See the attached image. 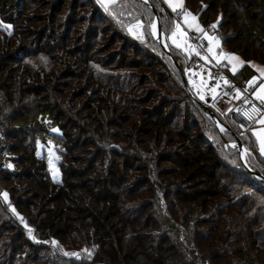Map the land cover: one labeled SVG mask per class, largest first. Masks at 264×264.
I'll return each mask as SVG.
<instances>
[{"label": "trees", "instance_id": "obj_1", "mask_svg": "<svg viewBox=\"0 0 264 264\" xmlns=\"http://www.w3.org/2000/svg\"><path fill=\"white\" fill-rule=\"evenodd\" d=\"M21 1V5L24 6L25 0ZM49 1L56 6L62 3L61 0ZM151 1L158 9L161 18V28L164 35H167L164 30L169 26L162 19L167 21L168 24V21H173L174 18L169 14L170 10L161 3V0ZM186 1L187 3L191 2V0ZM236 1L201 0L199 1L198 10L201 7L200 13L206 12L203 14L205 16L204 23L211 22L210 18L216 13L222 18V22L215 32L216 34L220 32V36L223 38L222 48L225 51L239 53L245 62L255 60L264 64V0H242L243 2L239 0V6ZM138 2L142 5L141 0H138ZM81 3H83L81 7L92 5L94 9L98 8L103 11L96 5L95 0H81ZM205 3L206 6L202 8ZM135 4H137V0H117V4L112 8V11L116 13H124L123 16L119 17V19L124 21L123 27L117 23L116 19H113L112 16L105 12L103 17L104 20L108 21V28L112 30L113 36L123 39L122 48L130 52L133 57L141 59L134 63L136 67L144 68V77H146L148 82L151 81L152 84L149 86L147 84L146 87L139 80L142 78L140 76L141 73L134 72V66L129 65L130 63L126 64L130 69L123 68L124 64L119 66L118 61L108 65V62L96 57L93 61L91 59L88 64V54L99 55V46L94 48V44L88 45L85 43V47L88 48L86 50L87 57L83 58L84 61L82 62L80 61L81 58L72 52V48L69 49L66 42L62 43L60 40L55 43H49V46L54 44L55 50L49 52L48 56L51 58V62L44 71L46 69L50 70L46 73L40 72L41 74L38 77L37 75L34 77L36 79L34 81L32 74L23 72L30 71L27 67L26 70L24 64L27 62V58L34 57V47L37 45V41L47 35L48 24L46 20L48 19V13L42 12L40 16L35 13L30 17L24 16L22 13L20 19H22L23 26L24 23H29L28 28L14 30L15 24L18 23L16 16L20 9L15 10V6H10L8 2L3 3L0 1V12L7 18L4 23L13 25L11 35L7 31L6 36L0 33V39H3L0 40V59H4L0 65V73L4 75L3 80L6 78L16 79L20 83L17 88L18 93L28 91L23 87L36 86L44 89L47 88L46 84H50V86H47L49 87L48 91L51 92L55 91L56 85L59 86L60 78H66L70 75H65L66 69L74 65H86L81 81L77 83L85 85L84 89H88V93H84L86 99H90L91 92L98 93L100 96L94 98L98 100V103H94L95 107L90 109L91 112L87 111V114H85V117H88L91 121L89 123L91 125L85 122H82L81 125L92 128L94 135L101 136L102 133H105L101 129L106 125L111 127L114 124L108 119L106 121L103 119L106 114H114L116 111H121L125 114L124 116H131L132 111H139L140 115L146 114L145 118L147 120L144 123H146L148 129L144 134L145 137L148 134V136L156 138L155 141H157L154 146L150 145L148 151L145 148L139 150V144L142 145L143 143L139 140L142 136L140 135L141 130H134L133 128H127V131H129L128 135H126V131L121 134L118 130H114L109 134L105 133L107 137L103 136L101 139L96 137L92 140L91 145H96L98 151L101 150V147L98 146L100 140L105 139L106 141L111 140L118 143L119 146H115L117 150L110 151V154L113 153L114 158L120 160L117 162L110 160L102 172L98 168L97 171L93 169L96 168L95 163L97 162L91 159L87 161L85 168L78 170L79 173L74 176L69 174L68 177L64 175L67 173L68 168L65 167L62 172L64 176L62 184H59V182L52 183L53 185H59L60 188L51 189H56L57 195L61 196L62 211L63 209L67 210L74 202H77L81 205H79L81 207L80 210L86 212L90 208H86L83 204L86 202V205H89V200L94 201L89 206L91 207L94 204V208L97 206L101 208L97 215V220L102 225L103 231L98 232L104 241H107L106 236L114 227L112 220H116V224L120 223L121 227L122 224L135 225L136 220L140 223V217L146 207L141 206L139 208L135 206L136 202L129 201L125 197L128 196L130 198L142 192L143 190H140V187L143 188L144 185L132 187L133 183L136 185L138 181H144V184L149 188H160L167 197L174 195L175 199L174 201L171 199V205L176 206V208L172 211V217L162 219V223L165 226H161L160 245L154 247L153 254L144 256L148 260V264H186L184 259L187 260V257L192 261L191 264H197L198 262L199 264H264V180L255 177L244 167L235 145L230 146L225 143L226 141H234L233 136L227 130L221 131L202 108L186 94L179 71L170 57L150 34V22L153 18L149 21L145 19L143 21L144 13L134 9ZM122 5H127V7H122ZM38 7L39 5L35 8L37 9ZM142 7L144 11L148 9L147 4L142 5ZM28 8L26 7L25 9L28 10ZM160 9H163V11ZM11 11H13V15L9 18L8 14ZM129 12L132 16H138L143 23L148 25V27L143 29L146 35L141 39H137L127 31V24L134 21L128 15ZM38 22H42L43 25L36 28L35 24ZM225 29H230L227 31V36ZM20 30H22L21 33L18 32ZM42 30H44V37ZM16 32H18V36L14 34ZM29 32L40 33L42 37H39L37 41H34L35 38L30 41L31 38H26L29 37ZM168 45L183 70L192 65L196 58L195 55L189 56L183 49H177L171 42H168ZM28 49H31L30 54L27 52ZM17 50L20 54L24 53L25 50V53L20 58H16ZM9 59L10 62H8ZM55 62L60 65L59 68H57L58 65ZM80 62L82 63L80 64ZM8 63H12V67L8 68ZM33 66L35 67V65ZM167 70L168 72L166 73L165 71ZM248 70L249 64L245 63L241 66L239 72L244 71L246 73ZM160 71L165 74L162 78H160L162 76L159 73ZM244 73H242V76ZM120 75L125 77L120 79ZM155 75H157L158 80L168 82V85L163 83V86H160L161 81L156 80ZM26 76L31 77L33 84H29L30 80H27ZM236 76H239V73ZM93 80L96 81L92 82ZM130 80L132 85L129 89L128 82ZM242 80L243 78H239L236 81L242 84L244 82ZM122 81L126 82L122 83ZM105 83L106 87L103 86ZM69 85L71 84H68L67 87ZM172 86L174 88L178 86L177 90H180V86L183 88L184 94L181 100L178 99L180 91H171L170 88ZM12 92L6 93L12 95ZM14 92H17V90ZM136 92L142 93L144 96L134 95ZM62 93L59 90L56 95L59 96V100L65 99L64 104L67 102L73 103V98L79 96H70L69 94L66 96ZM175 97L178 98L175 99ZM1 101L2 96H0V103ZM121 101L124 102L122 109L117 107ZM91 103L93 102L91 101ZM103 103L105 104L104 107ZM110 104L114 106L111 107ZM86 108L87 106L83 107L84 110ZM175 112H183L184 116L174 118ZM92 113H99L103 118H100V120L97 118L93 119L92 115L94 114ZM191 118L193 119L192 122L189 121ZM80 119L83 120V116ZM202 119L205 120L203 125L201 123ZM221 120L239 135L244 147L248 150L245 153L247 166L264 177V157L258 151L250 129L244 132L240 131L228 115L221 118ZM170 132H172V136ZM161 138L162 141L160 142ZM233 157H238L240 162H237V158H235L237 159L236 161L233 160ZM131 159L134 162L130 163ZM61 162L59 161V166H64ZM101 162L99 161L100 164ZM1 170L4 171L6 169L3 167ZM94 170L96 174L93 177L87 176L89 172ZM72 176L76 181L70 183L68 178ZM124 176L125 180H127L125 185L131 186V189L127 186L118 188V183L123 180ZM90 182H94V186H99L100 192H95L91 189L93 187L89 186ZM188 183L198 184L199 186L189 188L186 186ZM112 187L115 189L114 191ZM188 188L191 190H187ZM8 192L11 194L10 199L12 200V190H8ZM9 214L11 218L12 212L9 211ZM156 217L154 210H151L145 216L144 222H157L158 219ZM51 220L52 222L49 224L47 222L42 223L41 228L43 229H41L39 224L37 225L27 217V221L32 225L29 229H32L31 234L38 240L37 243L29 240L26 234L27 231L19 222L15 225L21 229L24 235H21L17 229H10L11 226L6 227L8 225H5L4 229L0 230V264L36 263L35 258H38V255L34 254L33 259H29L28 254L31 253V250L28 244L31 247L41 246L43 248L45 244L40 243L59 237L58 233L52 235L48 232V229L53 227L54 215H52ZM109 224L112 227H105ZM144 227H148V224ZM8 230H15L16 234L12 235ZM175 230H177V233L174 234ZM142 233H149L150 235L151 232L148 231V228H144V231H141L140 234ZM180 237L182 238L180 239ZM51 250L50 255L46 257L53 260L54 255L56 256V251L54 249ZM19 259L23 263H20ZM111 263L106 260L101 262V264Z\"/></svg>", "mask_w": 264, "mask_h": 264}, {"label": "rangeland", "instance_id": "obj_2", "mask_svg": "<svg viewBox=\"0 0 264 264\" xmlns=\"http://www.w3.org/2000/svg\"><path fill=\"white\" fill-rule=\"evenodd\" d=\"M0 1H2L3 3L8 2L10 6H15V10L20 9L16 16V21H18V23L15 24L14 30L21 28L22 30H24L28 28L29 23L28 22L24 23L23 26L22 19H20L22 13L24 16H29V17L33 16V14L35 13H37L39 16L42 12L48 13L47 14L48 19L46 20L48 24L47 35L44 37V33H43L44 30H42L44 38L38 40L39 37H42V34L37 32H29L28 33L29 37H26V38H31L30 41L31 40L33 41L34 38H35L34 41L38 40L37 45L34 47V52H35L34 57L27 58L26 59L27 62H25L24 64L25 68L27 67L30 71H28L27 68H26L27 71H23V72H28V74H32L33 78L36 75L38 77V75L41 74L40 72L46 73L48 72V70H50V69H46V71H44L45 68L48 67V65L51 62V58H49L48 56L49 52H53L55 50L54 44H52V46H49V43H55L57 40H60L62 43L66 42V45L69 46V49L72 48L73 50L72 52L76 54L79 58H81L80 61L82 62L84 61L83 58L87 57L86 50L88 48L85 47V43H87L88 45L94 44L93 45L94 48L99 46L100 48L99 55L88 54V64L91 62V59L93 61L96 57L104 62H108V65L112 64L114 61H118L119 66L124 64L123 68L125 67L129 68L126 66V64L130 63L129 65L134 66L133 68L134 72L141 73L140 76L142 78H140L139 80L142 85L146 87L147 84L148 86L152 84L151 81L148 82L146 77H144V72H145L144 68L143 67L139 68L135 66L134 62L138 61L139 58L133 57L130 52L122 48V44H124V42L122 41L123 39H119L118 36L117 37L113 36L111 32L112 30L108 28V23H107L108 21L104 20L103 17L104 11L98 8L94 9L92 5L81 7V5L83 4L81 3V0H61L62 3L58 6L51 3L49 0H25L24 6L21 5L22 4L21 0H0ZM199 1L201 0H191V2L187 3V1L185 0V8L191 11L193 14H195L198 18V23L206 29L207 24L209 22L208 23L203 22L205 17L203 14L206 12L201 14L200 13L201 7L200 10H198V6L200 4ZM236 3H238L237 4L238 6L240 5L239 0H237ZM38 5L39 7L36 9L35 7ZM205 6L206 3L205 5L202 6V8ZM26 7L27 8L29 7L28 10L25 9ZM133 8L136 9L137 11L140 10L141 12L144 13L142 17L143 21L144 19L146 21H149L152 18L154 19L153 12L151 14L152 11L151 8L148 6V9H145L144 11L142 5L138 2V0H137V4H135ZM167 9L170 10L168 7ZM169 14H171V10ZM12 15H13V11H11L8 14V17L11 18ZM218 16L220 15L217 13L214 14L210 18L211 20L210 23L213 24L217 20ZM6 20H7L6 16L0 12V21L6 22ZM174 20H176V18H174L173 21ZM162 21L167 26H169L168 28H170V29L165 28L164 31L166 32L167 35H171V31L174 28L173 21H168V24L167 21H164V19H162ZM133 22H135V20ZM133 22H129V23H133ZM42 25H43L42 22L41 23L38 22L37 24H35L36 28ZM22 30L18 32L21 33ZM225 30L227 36L228 35L227 31L230 29H225ZM127 31H128V27H127ZM18 32L14 34L16 35ZM190 32L196 33L194 30L189 31V33ZM209 32L211 33V31ZM0 33L1 35L6 36L5 30L0 29ZM218 35L220 36V32ZM112 40L114 41L112 42ZM166 42L168 44V42H171V40H167ZM164 43H165V36H164ZM157 44L160 45L159 42H157ZM30 51L31 49L27 50L28 54L31 53ZM223 51L227 53H233V52L225 51L224 49ZM24 53L20 54V52L17 50L16 58H20ZM236 55L241 58L239 54ZM30 60L31 62H29ZM3 61L4 59H0V65L2 64ZM8 62H10V59L8 60ZM82 62H80V64ZM251 62L259 67H264V65L261 63H257L255 61H251ZM55 64L57 63L55 62ZM33 65H35V67ZM93 66H95V64H93ZM7 67L8 68L12 67V63L11 64L8 63ZM59 67L60 65L57 66V68ZM249 67L251 69L254 68L250 64ZM85 68L86 65L81 64L80 66L74 65L71 68L66 69L65 71L67 72L65 75L68 74L70 75H68L66 78L63 77L60 78L61 84L59 83V86L56 85L55 91H51V92L48 91L49 87L47 86V85L50 86V84H46L45 86L47 88L44 89L38 88L36 86L23 87V85L21 84V86L28 91L23 93H18L17 88L20 85V83L16 79H12V78H6L3 80L2 78H4V75L3 73H0V96H2V101L0 103V167L1 168L4 167L6 169L2 171L0 168V192L6 191L9 194L7 201H5V199H3L1 196L0 230L4 229L5 225H8L6 227L11 226L10 229L15 228L20 232L21 235H24L21 229L17 225H15L17 222H19L22 225V227H24L25 230L27 231L26 234L29 240H31L34 243H37L38 240L35 239L34 236L31 234V232H29L28 230L32 225L27 221V217H29L31 221L35 222L37 225L39 224L40 226L39 228H41L42 223H46V222L48 224L51 223L52 215H54V222L52 223L53 227L48 229V232L49 234L52 235L54 233H58L60 238L56 237L49 240H45L44 242L40 243V244H45L43 248L41 246L31 247L30 244H28L31 250V253L28 254L29 259L31 258L33 259L34 254L38 255V258H35L36 263L29 262L30 264H40V263L41 264H90V263L101 264V262H104L105 260L107 262L108 261L112 262L111 264H148L149 262L144 256H147L151 253L153 254L154 247L160 245L159 241L162 232L161 226H165L162 223V219H168L172 217V213H173L172 211H174V209L176 208V206L171 205L172 202L171 199L173 201L175 199L174 195L167 197L162 193L160 188H154V187L149 188L147 185L144 184V181L142 182L138 181L136 185H134L133 183L131 185L132 187L137 185L138 186L144 185L143 188L140 187V190H143L142 192L137 193L136 195L130 198H128L127 195H126L127 197H125L129 201L136 202L137 204L135 206L139 208L141 206L146 207V210L143 212V214L140 217L141 218L139 221L140 223H138V221L136 220L135 225L122 224L121 227L120 223L116 224L115 223L116 220H112L113 222L112 225H114V227L112 231H110V233L106 236L107 241H104V239L101 237L100 233L98 232V231H103L102 225L97 220V215L101 208H99V206L94 208L93 207L94 204H92L91 207L89 206L91 203H94V201L89 200L90 201L89 205H86V202L85 204H83L86 208H90V210L86 212L80 210L81 205L78 204L77 202H74L72 206H70L67 210L63 209L62 211L63 205L62 202H60L61 196L57 195L58 192L56 191V189L55 190L51 189V188H60L59 185H53L52 183L59 182L60 184L63 181L64 176L62 175V172H63V168L65 167L66 168L68 167L67 173L66 174L63 173V174L68 177L69 174L74 176L76 175V173H79L78 170H82L83 168H85L86 166L85 164H87V161L91 159H93L94 162H97L95 163L96 168L93 169H96L97 171L98 168L102 172L105 169L107 163L110 162V160L112 161L115 160V162L120 160L118 158L116 160L113 156V153L110 154V151L117 150L115 146H119L118 143L111 140L108 141H106L105 139L100 140V142L98 143V146L101 147L100 151H98L96 145H91L92 140L94 138L98 137L99 139H101L103 138V136H106L105 133L109 134L114 130H118L121 134H123V132L126 131L127 133L126 135H128L129 131H127V128L128 129L133 128L134 130L140 129L141 130L140 135L142 136L139 138V140L143 143L142 145L139 144L140 146L138 147L139 150H142L141 148H145L146 151H148L150 145L154 146V144L157 143V141H155L156 138L154 139L153 137L148 136V134L147 137H145L144 134L147 132L146 130L148 129L146 127V123H144L147 120L145 118L146 114L140 115L138 113L139 111H132L131 116H124L125 114H123L121 111H116L114 114H106L105 117L107 118L105 117L103 118V116H101L99 113H95V114L92 113L94 114L92 115L93 119L97 118L100 120V118H103L105 121L108 119L110 122L114 123L113 126L111 127L110 125H106L103 129H101L103 130V132H105L102 133L101 136L94 135L92 128H87V126L81 125L82 122L91 125L89 124L91 121L88 119V117H85V114H87V111H90L92 107H95L94 103H98L97 102L98 100L94 98H98L100 96L98 93L96 94L91 92L90 99H86L85 94L88 93V89H84L85 85H81L77 83L81 81L82 73L85 71ZM237 68H238L237 73H239V76L242 73H244V71L239 72V69L241 68L240 65H237ZM165 72L167 73L168 70ZM228 72L232 78L238 81L240 77L236 76L237 74L236 75L232 74L231 65H230V70H228ZM249 72H251V70L247 71V74ZM159 73L160 75H162L160 76V78L164 77L165 75L164 73H162L161 71ZM123 77L125 76L120 75V79H122ZM154 77L156 80H158L157 75H155ZM25 78L27 80H30L29 84H33L31 82V77L26 76ZM35 80L36 79L34 78V81ZM94 81L96 80H93L92 82ZM158 81L160 82L161 80ZM125 82L126 81H122V83ZM160 83H161L160 86H163V83L168 85V82L164 80H162ZM68 84L71 85L67 87ZM128 84L130 89L132 85V81L130 80ZM103 86L106 87L107 86L106 83ZM139 87L141 88L140 85ZM170 89L173 92L180 91L179 98L175 97V99L178 98L179 100H181V98H183L184 92L181 86H180V90H177L178 86H176V88L172 86ZM15 90H17V92H14ZM59 90H61L63 92L62 94L66 96L68 94L70 96L72 95L74 96L79 95V96L77 98H73V103L67 102L66 104H64L65 99L59 100L60 99L59 96L56 95V93ZM9 91H13L12 95L6 93ZM119 92H121V90H119ZM186 94L191 99V96L187 92ZM134 95L139 97L144 96L142 95V93H138V92L134 93ZM86 101L88 102L85 103ZM91 101L93 103H91ZM237 102L238 100H236L235 103ZM123 104L124 102L121 101L119 102L117 107L122 109ZM104 105L105 104L103 103V107ZM86 106L87 108L84 110L83 107ZM112 106L114 105H111V107ZM139 106H144V105H139ZM82 116H83V120L80 119ZM177 116L183 117L184 113L175 112L174 118ZM192 120L193 119L191 118L189 121L192 122ZM204 121H205L204 119L201 120L202 125ZM102 122L104 121L102 120ZM213 122L215 124L214 120ZM54 128L59 129V132H53L52 129ZM254 128H255V124H253L250 128L251 133ZM262 130L263 131L261 135H264V126ZM170 135L172 136V132H170ZM38 140L40 141L41 144L40 148L37 147ZM161 141L162 138L160 139V142ZM49 142H51V144ZM49 148H52L54 155L59 157V160L53 161L54 167L57 170L55 179H53V172L52 170H50L48 164ZM258 151L264 157V154L261 153V150L259 149ZM38 152L39 155H37ZM61 155L63 156L61 157ZM235 158H237L238 160ZM235 158L233 157V160L235 161L237 160V162H240L238 157ZM59 161H62L61 164H64V166L62 165L59 166L60 165ZM99 161H102L101 164L99 163ZM89 162L92 163L91 161ZM131 162L134 161H132L131 159L130 163ZM9 164L12 165L11 168L8 167ZM95 174L96 172L94 170L92 172H89L87 176L93 177ZM73 176L68 178L70 183L76 181V179ZM126 181L127 180H125V176H124L123 180L119 181L118 188H120V186L122 187L127 186L130 187L131 189V186L125 185ZM93 183L94 182L89 183V186L93 187L91 189H93L95 192H100V190L98 189L99 186H94ZM186 186L189 188H195L198 187L199 185L188 183ZM189 188L187 190H191ZM8 190H12V194H13L12 200L10 199L11 194L8 192ZM112 190L114 191L115 189H113L112 187ZM128 204L133 205L132 203H128ZM168 206H170V208H168ZM12 208H15L16 211L15 212L11 211ZM151 210H154V212L156 213L157 215L156 218L158 219L157 222L156 221L154 223L144 222L145 216H147L151 212ZM9 211L12 212L11 218L9 216L10 215ZM17 213L19 214V216H22L24 218L23 221L19 219ZM146 224H148V227H144ZM25 225H27V227H25ZM112 225L109 224L106 225L105 227L108 226L112 227ZM144 228H148V231L151 232L150 235L149 233L140 234L141 231H144ZM8 231H10L12 235L16 234L15 230H8ZM173 233L174 234L177 233V230H175ZM181 238L182 237H180V239ZM52 240L58 241L60 247H56L52 245L51 244ZM51 249H54L56 251V256L54 255L53 260L51 258L48 259L46 257L50 255L52 251ZM84 249H88L91 255L85 253L83 251ZM64 251L79 252L80 258L77 259L74 257L65 256L63 254ZM144 251H148V252H144ZM187 258H188L187 260L184 259V262L186 264H191L192 261L189 259V257ZM198 261L200 260L198 259ZM19 262L23 263L21 259H19ZM197 264H199V262Z\"/></svg>", "mask_w": 264, "mask_h": 264}, {"label": "snow or ice", "instance_id": "obj_3", "mask_svg": "<svg viewBox=\"0 0 264 264\" xmlns=\"http://www.w3.org/2000/svg\"><path fill=\"white\" fill-rule=\"evenodd\" d=\"M95 3L101 9H103L105 13H107L109 16H112L113 19H116L117 23L121 24L122 27L124 26V21L119 19V17L123 16L124 13H116L112 11V8L117 4V0H95ZM141 3L142 5L149 4V0H141ZM162 3L166 5L171 10V12L178 17V19L173 21L174 28L171 31V35H165V47H168L166 41L171 40L172 44L175 45L177 49H183L189 56H197L200 60L204 61L205 64H211L214 61L216 66H220L223 61L227 60V63L231 65V72L233 75L237 74V65L242 66L245 63H248L252 67L256 68V70L260 74L259 77L253 76L246 82V87L244 89H240L236 88L235 85L231 84L226 77H216L211 71H208L207 73V80L203 78L201 73L193 72V79L190 81V83H193V86L196 88V94L198 95L199 99L201 101H205L208 92H210L214 101L213 107H215V101L220 96L230 97L232 99L242 101V103L228 109L229 114H235L237 116H240V109L252 103V98L254 97L256 101H259L260 110H262V115L259 119H257L252 116H247V114L245 113L244 117H246L252 123H260L264 125V82L259 83L258 87H255V90L253 91V87L257 84V81L264 80V67H259L253 64L251 61L245 62L236 54L227 53L223 51V38L215 32V30L218 29L219 25L222 22V18L220 16L217 17V20L213 24L208 26L210 29L213 30L210 33L207 29H205L198 23L197 16L185 8V0H162ZM122 7H127V5H122ZM160 10L163 11V9ZM128 15L131 16L133 20H135V23H129L127 25L129 34L135 36L137 39H141L144 35H146V33L142 30L148 27V25L143 23V21L138 16H132L130 12L128 13ZM158 23L159 18L151 22L150 34L153 37L163 35L159 32ZM12 28L13 25L6 24L3 21H0V29L7 31L9 35L12 34ZM193 30L198 34L195 39L207 42V48L204 55H201L200 51L197 50L198 45L189 43V41L193 39V37L189 35V31ZM200 67L202 68L203 66ZM197 75H201V79L198 85L195 84L194 80L195 76ZM221 88H226L228 90L224 92L218 91ZM233 122L235 123V121ZM240 127H244V125H240ZM52 131L59 132V129L54 128L52 129ZM221 131H224V129L222 128ZM257 135L258 139L260 140L261 153L264 154V135ZM49 143L51 144V142ZM37 147H41L39 140L37 141ZM37 155H39V152L37 153ZM54 160H59V157L54 155L52 148H49L48 164L50 170H52L53 172V179L56 178L57 171L53 164ZM8 167L11 168L12 165L9 164ZM8 195L9 194L6 191L0 192V196H2L5 201L8 200ZM11 211L15 212L16 210L15 208H12ZM17 215L19 216L18 213ZM19 219L23 221L24 218L22 216H19ZM25 227H27V225H25ZM29 232H31V229H29ZM51 244L56 247H60L59 242L56 240H52ZM83 251L88 255H91L88 249H84ZM63 254L68 257H74L77 259L80 258L79 252L64 251Z\"/></svg>", "mask_w": 264, "mask_h": 264}, {"label": "built area", "instance_id": "obj_4", "mask_svg": "<svg viewBox=\"0 0 264 264\" xmlns=\"http://www.w3.org/2000/svg\"><path fill=\"white\" fill-rule=\"evenodd\" d=\"M179 11V10H178ZM172 13V12H171ZM172 16L176 19H178V17L172 13ZM211 25V23L209 22L207 24V30L208 31H213L212 29H210L208 26ZM216 31V30H215ZM189 35L191 37H193L192 40L189 41V43H192L194 45H198V51H200L201 55L205 54L206 48H207V42L203 41V40H197L195 39V37L198 35L197 33L194 32H190ZM200 66H203L202 68ZM189 70H191V72H196V73H201V75L203 76V78L205 80L208 79L207 73L208 71H211L212 73H214V75L216 77H226L229 82L233 85H235L236 88H240V89H244L246 87V82H243L242 84L238 83L236 80H234L228 70H230V65L226 62L223 61L222 64L220 66H216L215 62L213 61L211 64H205L204 61L200 60L197 56L195 58V60L193 61L192 65L188 68ZM201 75H197L195 76L194 80H195V84L198 85L201 79ZM191 80L193 79L192 75L190 76ZM260 80L257 81V83ZM222 83V81H221ZM256 86V85H255ZM254 86V87H255ZM191 92L198 96L196 94V88L193 86V83H191ZM253 87V88H254ZM228 89L226 88H221L218 91L220 92H224L227 91ZM234 91V89H233ZM253 102L242 107L240 109V116H237L235 114H227V110L229 108H232L240 103H242V101H238L237 103L235 99H232L230 97H225V96H220L216 101H215V107H213V98L210 92H208V95L206 96V104L208 107H210L218 116V118L221 120V118L225 117L226 115H228L230 117V119L232 121H235V124L237 125V127L240 129V131L244 132L248 129L251 128V126L255 123L250 122L246 117H244V114L246 113L247 116H252L255 117L257 119H259L262 115V110H260V105H259V101H256L255 98H252ZM222 121V120H221ZM240 125H244V127H240ZM223 127H221L220 129H222ZM224 129V128H223ZM225 130V129H224ZM232 146L234 145V142L230 143Z\"/></svg>", "mask_w": 264, "mask_h": 264}, {"label": "water", "instance_id": "obj_5", "mask_svg": "<svg viewBox=\"0 0 264 264\" xmlns=\"http://www.w3.org/2000/svg\"><path fill=\"white\" fill-rule=\"evenodd\" d=\"M151 10L153 11V14H154V19L153 20H156L157 18H159V23H158V29H159V32L163 34V31H162V28H161V24H160V16H159V13L157 11V9L155 8V6L152 4L151 0H149V4H147ZM155 40L157 42H159L161 48L163 49V51H165L168 56L172 59L174 65L176 66V68L179 70L180 74L182 75V78H183V85H184V88L186 90V92L191 96V99L192 101H194L196 104H198L202 110L205 112L206 115H208L212 120L215 121V125L220 129L221 127H223L225 130H227L234 138V145L236 146L237 148V151H238V154H239V158L241 160V162L243 163L244 167L252 174L254 175L255 177L257 178H262L264 180V177L260 174H257L256 172L252 171L246 164L245 162V152H246V148L244 147L242 141L240 140L239 138V135L229 126L225 125L219 118L218 116L214 113V111L208 107L205 103H203L201 100L197 99L196 97H194L190 91L188 90V87H187V82H186V79L184 77V74L182 72V69L178 63V61L175 59V57L172 55V53L170 52L169 48L168 47H165L164 46V34L163 35H159L158 37H154ZM228 111V110H227ZM226 144L232 146L230 144V142L226 141L225 142ZM233 145V146H234Z\"/></svg>", "mask_w": 264, "mask_h": 264}, {"label": "crops", "instance_id": "obj_6", "mask_svg": "<svg viewBox=\"0 0 264 264\" xmlns=\"http://www.w3.org/2000/svg\"><path fill=\"white\" fill-rule=\"evenodd\" d=\"M172 14V13H171ZM133 23H135V22H133ZM229 52H231V51H229ZM233 53H236V52H233ZM236 54H239V53H236ZM240 55V54H239ZM242 58V57H241ZM243 60V59H242ZM226 61V60H225ZM244 61V60H243ZM250 61H255V60H250ZM227 62V61H226ZM255 62H257V61H255ZM257 63H261V62H257ZM261 64H263V63H261ZM264 65V64H263ZM249 70H251V72H249L248 74H247V72L246 73H244L243 74V76H242V74H241V76H239L240 78H243V80L242 81H244V82H247L249 79H251L253 76H257V77H259V72L256 70V68H253V69H251L250 67H249ZM248 70V71H249ZM234 79V78H233ZM235 80V79H234ZM261 82H264V80H260L257 84H256V86L255 87H258V85H259V83H261ZM255 87L253 88V90L255 89ZM254 98V97H253ZM263 126L264 125H262V124H260V123H255V128L253 129V131H252V133H253V136H254V140H255V144L257 145V149L259 150H261V147H260V140L258 139V135L257 134H262V129H263ZM248 150L246 149V152H247Z\"/></svg>", "mask_w": 264, "mask_h": 264}, {"label": "bare ground", "instance_id": "obj_7", "mask_svg": "<svg viewBox=\"0 0 264 264\" xmlns=\"http://www.w3.org/2000/svg\"><path fill=\"white\" fill-rule=\"evenodd\" d=\"M163 31V30H162ZM163 34H164V32H163ZM165 36V35H164ZM170 50V49H169ZM171 52V51H170ZM180 65V64H179ZM182 69V68H181ZM178 70V69H177ZM182 72H183V74H184V77H185V79H186V82H187V87H188V90L190 91V93L194 96V97H196L197 99H199V97L198 96H196V95H194L192 92H191V83H190V81H191V78H190V76L192 75V72H191V70H189L188 68H186L185 70H183L182 69ZM181 75V74H180ZM181 78H182V75H181ZM182 82H183V78H182ZM184 86V85H183ZM185 89V88H184ZM200 100V99H199ZM203 103H205L206 104V102L205 101H202ZM207 105V104H206Z\"/></svg>", "mask_w": 264, "mask_h": 264}]
</instances>
